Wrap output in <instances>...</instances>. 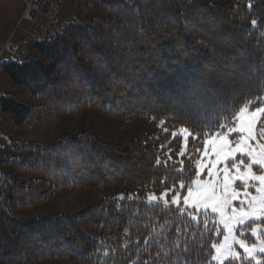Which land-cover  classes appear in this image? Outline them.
I'll use <instances>...</instances> for the list:
<instances>
[{
    "label": "trees",
    "instance_id": "obj_1",
    "mask_svg": "<svg viewBox=\"0 0 264 264\" xmlns=\"http://www.w3.org/2000/svg\"><path fill=\"white\" fill-rule=\"evenodd\" d=\"M98 18L63 23L62 35L33 44L26 60H2L0 73L41 100L0 95L16 128L55 125L63 115L95 109L127 124L149 116L171 129L188 127L193 143L181 162L175 139L103 142L88 132L50 142L4 140L0 147V264L60 259L75 264H213L215 226L147 191L189 185L201 133L222 131L245 103L264 96V0H172L169 39L153 23L156 0H85ZM256 21L253 24V21ZM204 88L193 95V88ZM169 133V132H167ZM163 138V137H161ZM159 160L162 163L157 164ZM186 166V167H185ZM11 169L29 176L19 180ZM166 182V183H165ZM136 187L76 213L24 219L62 188ZM264 264V255H260ZM225 264H256L241 258Z\"/></svg>",
    "mask_w": 264,
    "mask_h": 264
},
{
    "label": "rangeland",
    "instance_id": "obj_2",
    "mask_svg": "<svg viewBox=\"0 0 264 264\" xmlns=\"http://www.w3.org/2000/svg\"><path fill=\"white\" fill-rule=\"evenodd\" d=\"M28 0H0V39L6 40L7 38L18 39L22 37L25 32L31 27V21L25 18L24 14L26 11ZM26 7V8H25ZM60 23L57 28L52 32L54 35H62L63 23L73 19L88 20L91 18H98L99 13L94 7V4L90 1L85 0H64L60 7ZM33 54H37L33 51ZM3 73H0V86L3 88L5 94L12 95L24 102L32 105L41 103V100L28 95L24 89L20 86L12 84L8 77ZM261 105L264 106V96L260 100ZM250 106V105H249ZM1 125V143L4 140H18V141H39V142H50L64 134H79L81 132H88L103 142L109 143H124L131 139L141 137L144 141H148L151 138L161 139L157 144V148L161 150L164 146H168L165 153H161L162 159L168 156V152L173 148L170 147V142L175 136H186L187 133H182V126L176 128H169L165 125L162 119H156L154 117L142 116L132 120L129 124L122 118L109 117L106 114L95 110L86 109L77 117H70L63 115L59 117L53 126L41 125L38 123H29L26 128H16L13 125L11 115L7 112L0 111ZM232 126V124L230 125ZM229 127V126H228ZM264 127V120L258 123V128ZM167 132L172 133L168 135ZM163 137V138H161ZM203 144V142H202ZM202 144L200 147L194 150V167L197 159H200L197 150L203 151ZM189 144L181 139L180 145L177 149V155L181 151H187ZM178 157H180L178 155ZM4 171L12 178L19 180H26L29 176L22 175L17 171L11 169H4ZM254 171H258V167L254 168ZM195 179L194 178L192 180ZM192 180L189 186L192 184ZM240 184L239 181L236 182ZM258 186L257 182L250 184L251 195L259 196L260 194L255 191ZM136 187H125L121 185L113 186L110 188L93 189L89 187L79 189H66L62 188L54 192L52 197L41 204H36L28 210H17L14 213L20 218L30 219L37 216L45 215H56L61 213H76L84 208L97 204L104 197H121L125 193L133 195L136 193ZM167 192V196L164 193ZM176 192V191H174ZM180 192V203L176 206H181L183 210L190 211L192 217L197 219L199 216L205 221H211L212 225L215 226V236L219 237L214 245L224 244V235H229L226 230L223 229V225L220 223L218 214H213L210 210L196 209L190 205L183 203V197L187 194V190ZM173 191L170 189H162L160 191H147L145 194V200L147 202H171L170 197ZM150 196H155L157 199L151 200ZM241 200H244V204L240 205L239 201L233 202V206H242L245 210L248 209V201L241 196ZM257 223H260L257 221ZM239 233L235 231L229 235L227 245L221 249L220 253H217L213 247V257L218 256V259L213 260V264H225L228 260H239L233 259L230 255L231 252H239L241 258L252 260L256 263L260 261V255L258 251L254 253L253 257H248L237 244L234 243L233 237L237 239H245L247 243L256 244L257 247L264 242V224L261 225L260 232L256 236H252L250 229L247 227L238 226ZM223 232V234H221ZM264 255V254H263ZM240 258V259H241ZM36 264H75L70 260L60 259L51 262H39Z\"/></svg>",
    "mask_w": 264,
    "mask_h": 264
},
{
    "label": "snow or ice",
    "instance_id": "obj_3",
    "mask_svg": "<svg viewBox=\"0 0 264 264\" xmlns=\"http://www.w3.org/2000/svg\"><path fill=\"white\" fill-rule=\"evenodd\" d=\"M171 3L172 0H156L153 23L165 36H168L166 26L169 23L165 14ZM255 23L254 20L253 24ZM168 38L172 39L170 36ZM205 87L207 86L194 87L192 94L202 95ZM260 105V101L251 106L245 103L234 114L232 126L225 129L224 125L217 122L216 126L222 131L201 133V136L196 138L203 139V151L197 150L201 158L195 162V179L192 180L191 186L183 181L179 183V188L187 190L183 203L218 214L223 229L229 235L234 231L240 234L238 226H242L249 228L251 235L256 236L264 224V127L258 128V123L264 120V106ZM181 132L187 135L175 139H182L187 144L193 143L192 133L188 127L182 128ZM167 134L172 135L170 132ZM178 155L182 162L186 153L181 151ZM156 163L162 162L157 160ZM257 167L258 171H254ZM237 181L240 184H237ZM252 182H257L255 191L260 194L259 196L251 195ZM164 196H167V192ZM241 196L248 201L249 210L242 206H233L235 201H239L240 205L244 204ZM149 199L155 200L157 197L150 196ZM170 199L172 204H179L180 192H173ZM229 235H224V244L213 245L217 253L226 247ZM233 240L248 257H253L257 251L264 254V242L257 247L256 244L250 245L242 238L233 237ZM230 255L233 259L241 258L239 252H231ZM216 259L218 256L213 257V260ZM256 264H261V261L257 260Z\"/></svg>",
    "mask_w": 264,
    "mask_h": 264
},
{
    "label": "built area",
    "instance_id": "obj_4",
    "mask_svg": "<svg viewBox=\"0 0 264 264\" xmlns=\"http://www.w3.org/2000/svg\"><path fill=\"white\" fill-rule=\"evenodd\" d=\"M63 2L64 0H28L24 16L32 22L31 27L17 40L0 39V60L7 58L20 61L28 58L32 53V44L47 39L50 31L59 24ZM2 93L3 88L0 86V94Z\"/></svg>",
    "mask_w": 264,
    "mask_h": 264
},
{
    "label": "crops",
    "instance_id": "obj_5",
    "mask_svg": "<svg viewBox=\"0 0 264 264\" xmlns=\"http://www.w3.org/2000/svg\"><path fill=\"white\" fill-rule=\"evenodd\" d=\"M17 38H19V37H17ZM5 78H7V77H5Z\"/></svg>",
    "mask_w": 264,
    "mask_h": 264
}]
</instances>
